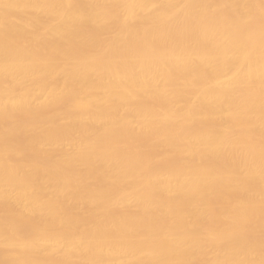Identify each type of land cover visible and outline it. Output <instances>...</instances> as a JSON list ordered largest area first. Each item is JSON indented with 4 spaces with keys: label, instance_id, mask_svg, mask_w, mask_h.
<instances>
[{
    "label": "bare ground",
    "instance_id": "bare-ground-1",
    "mask_svg": "<svg viewBox=\"0 0 264 264\" xmlns=\"http://www.w3.org/2000/svg\"><path fill=\"white\" fill-rule=\"evenodd\" d=\"M0 264H264V0H0Z\"/></svg>",
    "mask_w": 264,
    "mask_h": 264
}]
</instances>
